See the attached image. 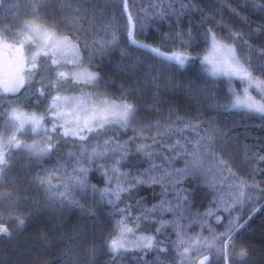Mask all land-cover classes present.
<instances>
[{
    "label": "snow or ice",
    "instance_id": "snow-or-ice-1",
    "mask_svg": "<svg viewBox=\"0 0 264 264\" xmlns=\"http://www.w3.org/2000/svg\"><path fill=\"white\" fill-rule=\"evenodd\" d=\"M10 8L0 19V264H97L101 253L103 264H264L249 238L256 218L264 236V142H241L248 125L221 122L264 129V0ZM109 133L105 155L91 142ZM170 134L179 138L162 152ZM25 232L55 258L11 244Z\"/></svg>",
    "mask_w": 264,
    "mask_h": 264
},
{
    "label": "rangeland",
    "instance_id": "rangeland-1",
    "mask_svg": "<svg viewBox=\"0 0 264 264\" xmlns=\"http://www.w3.org/2000/svg\"><path fill=\"white\" fill-rule=\"evenodd\" d=\"M17 2H20V3H23V2H27V0H0V19H3L4 15L7 14L9 15V17L11 16L12 12L15 11V9H12L10 8V5H12L13 3H17ZM55 3L59 4V3H62L63 0H54ZM101 3L104 2V0H100ZM151 2H155V0H137V3H151ZM165 3L168 2V0H164ZM26 17H21V19H25ZM165 28H166V25H165ZM71 55L68 56V60H71ZM70 66V65H69ZM222 123H225L226 125L230 126L233 122H236L237 124L240 125V127L237 129L238 131L240 132H244V125H248V129L251 133H253L254 135H249L247 137H245L244 135H241L240 139H241V142H247L249 144H258L260 142H264V140H257L256 138L257 137H260V138H264V129H261L257 126H255V124H253L252 122H250L249 120L247 119H241L237 116H227L226 118H222ZM258 123V121L256 122ZM123 131V130H121ZM155 129H153L151 132L147 133V135L149 137L155 135ZM127 135L128 136H131L132 135V131L131 129H128L127 130ZM183 135L185 137H189L191 138L194 134L192 133L191 129H188L186 130ZM109 138H113L114 137H111V133H109V136L107 137H100L99 139L97 138H93L91 144L93 147H99L101 148L102 150H104V154L105 155H108V152L111 150L112 146L109 145V148L108 149H104V143L103 141L106 140V139H109ZM125 137H121V139H124ZM179 137L176 136L175 134H170L169 135V138H166L164 140H161L159 141V147L161 149L162 152H166L167 151V145L169 142L171 143H175V141L178 139ZM21 139H28V140H31V139H34V137L32 136H26V137H21ZM148 143L151 144V139L148 140ZM118 158V157H117ZM178 159V158H175L174 157V160L173 162L175 163V160ZM98 163H103V161H98ZM159 163V161L157 162ZM183 165V160H180V162L178 164H176L175 166L176 167H181ZM158 171H163V169H158ZM14 174H18L20 176H24V172H19V173H14ZM53 183H55V181H53ZM223 188L225 190V195L227 196L228 195V183H227V180H225V183L223 185ZM2 191H5V189H3L2 187H0V192ZM205 211V210H204ZM203 211V212H204ZM201 212V213H203ZM208 217H205V220H207ZM185 223L187 224V227L189 229L190 232H201L203 231L204 232V235H208V232L205 230L207 225L205 224L204 227L202 228L201 225L199 223H188L187 221H185ZM152 228L155 227V225H152L151 226ZM169 232H172L173 234V238L175 237V232L169 228L168 229ZM141 255H144L143 253H141ZM155 255V253H153L152 255H149L147 258L148 259H152L153 256ZM193 255H195V253H193ZM205 255H208V253H205Z\"/></svg>",
    "mask_w": 264,
    "mask_h": 264
},
{
    "label": "trees",
    "instance_id": "trees-1",
    "mask_svg": "<svg viewBox=\"0 0 264 264\" xmlns=\"http://www.w3.org/2000/svg\"><path fill=\"white\" fill-rule=\"evenodd\" d=\"M120 7H122V3ZM179 102H180V111L183 112L184 105H185V98L181 96ZM147 191H148L149 197H151V190L147 189ZM157 192H159V187L157 188ZM144 194L145 193L143 191L140 193L141 196H143ZM158 198L159 197H157V199ZM206 206L207 205L205 202L203 205H201L198 208V211L203 212ZM218 214L225 215V213L223 212H219ZM74 219H75V214L69 220V224H71ZM252 225H253L254 231L252 233H249V238H251L256 245V248L254 249L256 258L257 259L264 258V254H261V251L259 248V245L261 244V242L264 241V236L261 235V225L259 222V218L252 220ZM8 243L9 242L0 243V249H3V247H5ZM11 244L18 246L19 249L24 253V255L29 259L39 258V259L49 260V259L55 258V252L52 250L42 251L41 248L37 246L35 242L30 238L29 232L23 233L22 235L17 237L15 240L11 241ZM129 251H131V249ZM237 251H239V249H237ZM105 259H106V256L103 253H101L100 255L96 257L97 264H103Z\"/></svg>",
    "mask_w": 264,
    "mask_h": 264
}]
</instances>
